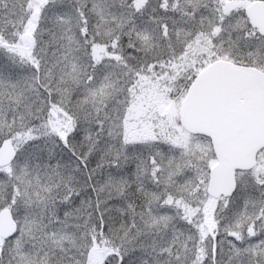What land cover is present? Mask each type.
I'll use <instances>...</instances> for the list:
<instances>
[{"label": "snow or ice", "instance_id": "snow-or-ice-1", "mask_svg": "<svg viewBox=\"0 0 264 264\" xmlns=\"http://www.w3.org/2000/svg\"><path fill=\"white\" fill-rule=\"evenodd\" d=\"M0 264H264V0H0Z\"/></svg>", "mask_w": 264, "mask_h": 264}]
</instances>
